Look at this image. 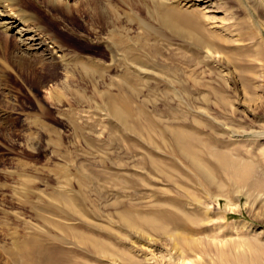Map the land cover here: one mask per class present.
Returning <instances> with one entry per match:
<instances>
[{
	"label": "rangeland",
	"instance_id": "obj_1",
	"mask_svg": "<svg viewBox=\"0 0 264 264\" xmlns=\"http://www.w3.org/2000/svg\"><path fill=\"white\" fill-rule=\"evenodd\" d=\"M15 1L59 32L34 0ZM90 1L114 6L119 55L110 62L100 45L59 34L96 62L82 81L37 58L15 64L0 32V264H20L10 252L31 236L59 247L63 264H223V254L224 264H264V138L254 135L264 130V46L241 0ZM84 12L72 28L107 38L105 15ZM106 88L129 97L126 123L103 106ZM229 125L246 132L233 138ZM179 131L212 180L177 146ZM213 147L250 159L254 173L229 177ZM169 211L181 224L158 218Z\"/></svg>",
	"mask_w": 264,
	"mask_h": 264
},
{
	"label": "bare ground",
	"instance_id": "obj_2",
	"mask_svg": "<svg viewBox=\"0 0 264 264\" xmlns=\"http://www.w3.org/2000/svg\"><path fill=\"white\" fill-rule=\"evenodd\" d=\"M14 1L15 0H0V32H2L3 39L5 41H7L8 43L12 41L14 43V45H12L14 48L11 52V55H9V58L11 59V61H14L15 64L20 66L23 63L24 58L26 57L30 59L37 58L41 63L48 62V63H53V65L54 64L58 65L61 70L60 73L64 77L65 80H68L70 77H72V79H77V81L78 80L82 81L83 77H87L88 74L93 76V74L95 73V71L93 70H95V67L97 66H95L96 64L95 61H94L95 63H92L90 61L91 60L90 58H89L90 60L86 58L88 56L89 57L91 56L90 53H88L89 54L88 56L84 57L80 53V51L69 49L70 47H67L68 45L66 46L65 43L61 41L59 34L61 35L64 34L67 36L70 34L77 35L78 37L82 38L80 40H83V38H86L89 41V43H91L92 45L93 44L94 45L97 44V46L100 45L102 48L107 50L110 60H111L110 62H113L118 58L117 57L119 55L117 51V37L118 36H117V31H116L117 26L115 24L116 12H115L114 6H111V8L110 7L106 8L103 5H100L99 3L94 6V3L93 5L90 4L91 2L90 0H42V2L34 0L36 2L35 4H37V6L45 12L44 15H46L47 17L49 16L50 19L52 18L54 21H56L57 23L56 26L59 29V32L55 33V32L48 30L42 23H39L37 19L32 18L29 8H24V9L16 8L14 6ZM71 1H73V3ZM196 1L198 2L200 1L203 3L210 2V0H196ZM240 2L244 5L247 12L252 17L253 23H255L257 25L256 27L260 30V36L263 37L261 38V43L264 46V32H263L264 22L263 24H259L255 22L258 18H262V20H264V0H241ZM19 6H23V5H19ZM81 9L83 11H81ZM56 11H59V12H56ZM73 12H81L82 14L83 12L86 14H89V13L92 14L93 12H98V13L100 12V14L101 13L104 14L105 23L107 25V33L109 36L107 38L103 37L102 39H97L96 36L93 34H91L92 36L89 37L83 32L77 31L76 28H72L71 23H73V21L71 18L73 17ZM207 12L209 13L218 12V9L212 8V5H211V8ZM61 15H64L65 17ZM82 16L83 15L79 13V15L75 17L76 19H78V21H82L84 20ZM159 17H161V19L163 20V16H159ZM204 18L207 19L210 22V24H212L211 27L226 29V27H224L225 25L223 26V24H220V25L217 24L216 21L218 20L212 14L204 16ZM67 22L70 23V25ZM91 29L92 31H94L93 28ZM76 67H78L77 73H75L77 69ZM17 71H18L17 69H14V72L16 75L18 74ZM52 79L53 78H51V80ZM97 81L96 83H98ZM66 83L67 82L65 83L63 82V84L65 85ZM92 83H95V82L92 81ZM114 84L113 82L111 83V85H114ZM75 90L76 92H78V89H75ZM110 90L112 91V89ZM110 90H108L109 93H106L105 95H102V93L101 94L99 93L101 97L100 100L103 101L104 103L103 106H105V108L107 106V108L109 109L110 113L112 114L114 118H116L122 123H126V121L129 118L130 110H131L130 105H129V97H124V96L121 97L119 94H114L112 93L113 91L111 92ZM117 93H119V91H117ZM119 101L123 103L122 107L121 105H118ZM100 105H102V103ZM227 129H228L227 133L230 132V135L233 138H239L243 136L246 132L245 130L244 132L241 129L232 128L231 126L228 127ZM254 135L257 139H262L264 138V130L254 131ZM174 136H175L174 138L175 143L185 155L191 158L194 166L196 167L200 175H202L205 180L206 179L212 180V178L210 177L208 173V171L210 170L207 171V169H205L202 166V164L199 162V160L197 159V152H195L194 147L184 142V133L180 131L175 132ZM211 154L215 156L216 162L220 165L222 169L225 170V172L231 178L235 177L237 180L238 178L239 180H241L240 178L249 176L250 173L254 170L253 169L254 164L249 162L250 159L249 161L245 159L244 160L234 159L228 156L227 153L220 151L214 147H213V151ZM244 180L245 179H243V181ZM61 200L63 201L62 198ZM63 202H65L67 206H70V202L68 200H64ZM158 218L159 219L162 218L166 220L167 222L171 221L174 224H181L182 222L180 217H178L176 214H174L171 211L167 212V214H165L164 217L162 215H159ZM155 219L156 218L152 219L149 217L147 219L145 218V221L151 224V226L153 227H156L158 229H164V227L161 226V224L159 225L158 223H156ZM88 237H84V235L80 236L82 240L90 242L99 253H102V252L105 253L106 250H104L101 246H99L94 240L88 239ZM21 242L22 243L17 244L19 246L17 250L10 252L11 256L13 257L12 260H14V262L19 260L20 264H58V263L63 264L61 261V255H60L61 250H59L60 249L59 247L49 248L47 246H44L36 236H31L29 238L24 239ZM227 260L228 259L225 257V254H223L221 263L224 264ZM182 262H181L182 264L191 263L190 261H187V260H184Z\"/></svg>",
	"mask_w": 264,
	"mask_h": 264
}]
</instances>
